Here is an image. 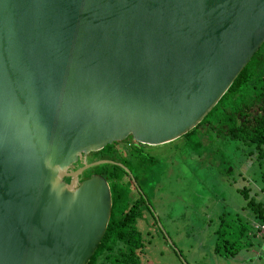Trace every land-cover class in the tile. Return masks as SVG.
I'll list each match as a JSON object with an SVG mask.
<instances>
[{"label":"water","instance_id":"1","mask_svg":"<svg viewBox=\"0 0 264 264\" xmlns=\"http://www.w3.org/2000/svg\"><path fill=\"white\" fill-rule=\"evenodd\" d=\"M264 42V0H0V264H91L103 147L192 143Z\"/></svg>","mask_w":264,"mask_h":264},{"label":"rangeland","instance_id":"2","mask_svg":"<svg viewBox=\"0 0 264 264\" xmlns=\"http://www.w3.org/2000/svg\"><path fill=\"white\" fill-rule=\"evenodd\" d=\"M200 132L192 143L155 156L147 182H140L156 218L144 212L137 223L145 240L140 262L264 264V233L240 238L234 256L214 249L222 219L228 224L247 219L252 223L238 188L249 187L252 195L264 200V159L258 160L247 145L213 137L205 128ZM131 195L137 196L133 186Z\"/></svg>","mask_w":264,"mask_h":264},{"label":"trees","instance_id":"3","mask_svg":"<svg viewBox=\"0 0 264 264\" xmlns=\"http://www.w3.org/2000/svg\"><path fill=\"white\" fill-rule=\"evenodd\" d=\"M237 83L230 85L226 97H222L214 117H208V123L201 125L205 133L213 137L228 139L251 147L250 153L258 160L264 159V42L236 77ZM198 134H201L199 132ZM113 142L103 147L112 161L123 164L130 174L120 165L114 164V173H118L117 195L114 200V223L111 222L110 235L99 245L96 260L91 264H141L140 253L145 247L143 233L137 223L144 212L151 218L155 215L148 204V197L142 191L140 182L146 183L147 173L153 168L155 157L147 159V154H135L133 146L119 147ZM138 177L140 178L138 182ZM264 191V172L261 175ZM137 196L131 195V187ZM238 191L246 200L244 208L251 212L253 221L264 223V200L250 193L249 187L242 186ZM240 220V219H239ZM249 219L235 222L220 221L217 229L215 250L224 256H234L240 247L236 243L244 236L255 235L254 223ZM228 234V235H227Z\"/></svg>","mask_w":264,"mask_h":264},{"label":"built area","instance_id":"4","mask_svg":"<svg viewBox=\"0 0 264 264\" xmlns=\"http://www.w3.org/2000/svg\"><path fill=\"white\" fill-rule=\"evenodd\" d=\"M254 228L257 231V233H264V223L255 222Z\"/></svg>","mask_w":264,"mask_h":264},{"label":"flooded vegetation","instance_id":"5","mask_svg":"<svg viewBox=\"0 0 264 264\" xmlns=\"http://www.w3.org/2000/svg\"><path fill=\"white\" fill-rule=\"evenodd\" d=\"M119 147L122 148V149H123V148H126V149H127L128 147H131V146H127V143H121V142H120V143H119Z\"/></svg>","mask_w":264,"mask_h":264}]
</instances>
